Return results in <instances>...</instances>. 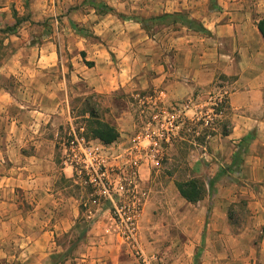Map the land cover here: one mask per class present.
<instances>
[{"label":"rangeland","instance_id":"374dc122","mask_svg":"<svg viewBox=\"0 0 264 264\" xmlns=\"http://www.w3.org/2000/svg\"><path fill=\"white\" fill-rule=\"evenodd\" d=\"M221 2L0 0V67L15 64L18 70L2 82L19 94L43 89L49 94L43 101L51 116L48 133L58 141L49 183L67 203L62 213L55 207L44 218L62 219L69 211L71 218L73 207L78 211L71 226L42 228L37 221L42 214L32 212L19 189L18 223L0 221V264H139L124 229L112 225L109 204L93 202L96 192L69 148L74 137L98 149L111 188L125 192L117 193L118 199L136 202L137 237L145 252L158 258L153 264H264V226H252L254 202L260 199L250 194L264 190V181L241 177L243 153L237 160L231 141L224 139L231 130L233 78L217 74L213 84L194 86L190 95L170 94L185 93V83L192 81L185 67L201 64L203 53L217 43L205 24L216 20L211 15L224 8ZM166 13H179L180 19L153 20ZM136 19L147 20L148 29ZM230 47L227 42L221 49ZM17 77L26 79L25 85ZM29 78L48 82L34 88ZM88 100L96 103L101 119L117 127L114 143L90 134L82 115ZM135 160L136 177L130 164ZM189 179L206 187L196 203L176 187ZM220 200L228 212L218 229L209 218Z\"/></svg>","mask_w":264,"mask_h":264},{"label":"crops","instance_id":"0c3cea01","mask_svg":"<svg viewBox=\"0 0 264 264\" xmlns=\"http://www.w3.org/2000/svg\"><path fill=\"white\" fill-rule=\"evenodd\" d=\"M222 2L220 4H223L224 8L211 15L212 19L216 20L205 24L217 38V43L203 53L204 61L199 62L201 64L193 63L185 67V74L192 75L190 84L185 83V93L177 92L176 89L170 94L173 99H179L181 98L179 96L184 94L190 95L194 86L205 87L213 84L217 74L233 78L231 83L233 89L228 93L231 130L224 139L231 141L234 153L240 149L241 141L249 138L247 147L242 152L243 162L239 174L245 180L262 182L264 181V38L258 29V22L264 18V0H222ZM227 42L230 43V49H221V46ZM13 72H18L15 64L7 63L0 67V218H3L0 221L3 223L8 221L10 227L18 223L15 221L14 213L22 203L17 202L18 192L22 190L27 203L34 206L32 212L42 214L43 218L37 219L42 228L71 226L78 213L76 207L71 211L73 214L71 218L70 211L67 216L64 214L62 219L53 221V216L44 218L49 212H56L55 207L59 209L58 213H62L63 203H67L64 198L66 196L62 194L60 196V193L51 189L49 183L54 174L50 170L55 164L54 154L58 145L57 137L48 133L51 121L50 118L47 119L50 115L49 106L43 101L49 94L44 93V89L29 94H26L27 91L24 94L17 93L14 86L2 82V76L9 77ZM18 80L25 85L26 79L18 78ZM29 80L34 88L35 84L48 82L43 78H29ZM156 80L158 82L160 78ZM62 86L65 89V83H62ZM122 86H125V83ZM30 100L33 101L31 104L27 102ZM59 106L60 102H57L55 109L57 110ZM62 169L66 176H71L72 171L67 167ZM250 194L255 200L260 199L254 202L258 209L256 210L255 207L253 210L252 226H264V190L250 191ZM219 202L221 203L212 205L209 222L213 227L221 229L226 225L228 209L224 200ZM32 237L33 235L27 236L30 242Z\"/></svg>","mask_w":264,"mask_h":264},{"label":"built area","instance_id":"2783aa9c","mask_svg":"<svg viewBox=\"0 0 264 264\" xmlns=\"http://www.w3.org/2000/svg\"><path fill=\"white\" fill-rule=\"evenodd\" d=\"M70 151L73 154L74 163L80 165L85 172L87 184L92 186L96 192L93 199L95 204H103L102 208L108 203V211L112 225L117 228L124 229V238L131 246L133 254L139 264H153L158 259L154 255H148L140 244L137 237L138 214L139 207L136 202L130 203L127 200L118 199L117 193L122 195V189L111 188L112 182L106 175V171L102 170L105 167V160L98 153V149L92 146H87L84 138L74 137L70 141ZM133 167V176L139 174L140 165L138 161L130 163ZM101 199L106 203H101Z\"/></svg>","mask_w":264,"mask_h":264},{"label":"trees","instance_id":"16d2710c","mask_svg":"<svg viewBox=\"0 0 264 264\" xmlns=\"http://www.w3.org/2000/svg\"><path fill=\"white\" fill-rule=\"evenodd\" d=\"M109 10H113V9H109ZM122 16L127 20L133 19L132 17H127L125 15H122ZM164 18H172L173 22H177L180 19V14L179 13H173V14L166 13V14L159 15V16L153 18V20L154 21L155 20H164ZM136 21L143 24L144 29H146V30L148 29L145 25V22L147 20L143 19V20L139 21V19H136ZM20 23H21V21H18V23L16 25L18 26ZM14 29H15V27H14ZM14 29H13V31H14ZM258 29L264 38V18H261L259 20ZM86 105H87V109L84 111V113L82 115L86 121V124L88 125L89 132L92 135V137L100 140L104 144H112L115 141H117L118 138L120 137V133H119L117 127L114 124L100 118V116L98 114V108L96 106V103L93 104L90 100H88ZM248 139L249 138H245L241 141L240 149L237 151V154H236L237 160L241 156L242 152L246 149L247 144H248ZM244 145H246V146H244ZM243 146L245 148L242 150ZM241 162H243V159ZM176 187L179 190L181 196L184 199H186L188 202H191V203L198 202L199 200H201L205 196V193H206L205 185L201 184L196 179L179 181L176 183ZM228 216L230 219H232V211L231 210L229 211Z\"/></svg>","mask_w":264,"mask_h":264}]
</instances>
